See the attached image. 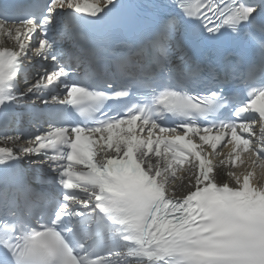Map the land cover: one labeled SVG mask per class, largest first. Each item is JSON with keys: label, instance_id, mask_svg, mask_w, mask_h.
<instances>
[{"label": "snow or ice", "instance_id": "obj_1", "mask_svg": "<svg viewBox=\"0 0 264 264\" xmlns=\"http://www.w3.org/2000/svg\"><path fill=\"white\" fill-rule=\"evenodd\" d=\"M0 264H264V0H0Z\"/></svg>", "mask_w": 264, "mask_h": 264}]
</instances>
